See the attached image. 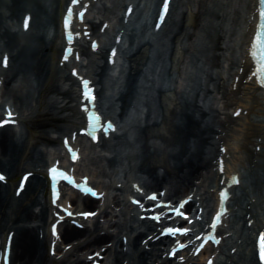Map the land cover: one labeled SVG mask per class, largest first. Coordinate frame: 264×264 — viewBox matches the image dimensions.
I'll return each instance as SVG.
<instances>
[{
  "label": "bare ground",
  "instance_id": "1",
  "mask_svg": "<svg viewBox=\"0 0 264 264\" xmlns=\"http://www.w3.org/2000/svg\"><path fill=\"white\" fill-rule=\"evenodd\" d=\"M151 1L148 0L147 3L149 4ZM66 2L67 0H4L1 4L3 7L0 5V51L6 53L5 55L10 58L11 64L8 71L4 72L6 76H2V84L4 89L16 81L20 84L18 88H15V86L9 88L7 94H5L9 96L14 106L21 112L25 109L29 110L28 107L34 102L30 113L27 116H24L23 113L21 115L20 122L24 124L23 131L21 130L19 133L12 128H2L0 130V170L8 174L7 186L0 184V240L5 239L9 234L12 235L10 264H88L84 256L85 252L91 250L90 254H93L97 249L109 246V242L115 245L106 247L103 254L111 256L109 264H122L125 261H127V264H177L176 261L163 259L164 253L161 248L167 243V239L157 240L154 244H149V247L143 246L142 241L146 239L147 232L151 231L153 225L148 222L143 221L141 223L133 220H131V223H125V225L119 224V233L122 234L120 240L117 239L118 236L115 232L110 233L106 226H100L97 222L92 224V228L86 227L84 230L65 223L60 226L61 245L57 248L59 252L66 250V256L59 259L48 255L49 248H47V244L50 238H48L46 227L50 199L48 190H46L47 192H45L43 198L39 196L47 183L46 176L40 169L50 161L49 148L60 145L52 133L59 136L66 132L69 133L80 121V112L77 110V106L74 105L78 100L77 90H75L76 81L69 76L65 77L64 81L71 82L68 89L62 88L57 81L58 75L61 73L58 67L60 65L58 56L61 44L59 19L60 12ZM174 3L168 24L169 28L162 31L161 34L162 48L158 54L157 65L162 69L155 70L154 75L156 76L164 73V66L161 65L164 62L163 51L169 42L172 49L170 53L172 65L177 69L179 68L181 59L182 62L184 60L179 46L183 39L181 35L184 32V27L191 24L195 25V21L199 18L188 5L186 11L179 12L181 3H185V1L176 0ZM254 4V0H210L206 8L203 7V10L199 12V15L210 18L212 22L219 21L217 25L216 22L207 24L206 28L208 29L204 28L203 42L207 41L211 44L210 49L215 52L213 62L210 63L206 59L204 63L209 62L207 64L218 69L222 65L218 77L213 81L216 80L218 83L217 93H221L223 101L220 103L223 104V109H226V111L231 109L233 115L239 108L243 112L247 110L248 115H251L247 116L248 126L246 127L245 136L242 138V146L240 148L236 147L234 150L236 153L244 151L245 157L242 156L244 160L240 161V168L245 170L246 179L250 182L249 189L260 199L254 212L248 210L247 206L254 195L250 196L249 194L248 196L245 194V190L242 189L240 193L244 195V199L248 200V203L242 206V204H239L240 199H237L233 205L239 204V208L234 215V222L243 220L245 226L253 217L255 222L251 228L257 231L261 229L259 219L264 211V107L256 88L247 79V74L242 78V81L246 79V82H242L241 85L246 83L249 86L239 87L237 93L233 94L230 91L232 86L227 83L228 78L235 77L234 74L238 73L239 70L248 71V62L244 56H246L245 45H247L252 28L251 17ZM220 6L222 9L218 12ZM25 12L35 14L36 32H33V35L22 41L19 40L18 35L13 33L10 24ZM177 16L181 17V20L177 21ZM180 23L181 25H179ZM48 29L54 30L55 35L52 38L47 36L49 34ZM96 29L97 27L93 31L97 32ZM173 33L175 34L171 39ZM136 42L137 39H133L124 56L127 62V72L123 77L120 89L117 91L116 100L112 103L116 105L119 102L124 107L121 108L122 110L117 116L120 123L125 119L127 110L133 107L136 95L143 93V90H137L135 84L137 77L141 76L145 63L148 61L147 48L145 45L135 47ZM202 46H197L199 55L209 51V48L205 45V49ZM82 51L84 55L88 54L86 48H83ZM102 59L103 54L99 53L95 57V61H92V63H95V70L94 68L90 69L93 67L91 65L86 67L90 76H93V79L95 78V81H97L95 84L99 86V98H102L105 90H107L105 65L100 64ZM207 67L208 65L205 66V68ZM201 71H197L196 79L201 76L198 75ZM167 76L170 77V74L167 73ZM189 82L188 79L187 84ZM191 82H194V80L192 79ZM122 86L126 90L121 89ZM244 89H247L248 92L246 93L252 103L248 109L236 103L243 97ZM159 92V97L162 98L163 118L161 121H153L154 118L151 116L154 108L153 102L150 99L146 100V106L149 107V110L145 124H138L137 127L136 143L140 142V145L137 147L134 144L126 145L119 139L117 144L110 147L120 149L122 146H130L139 152L136 154L139 160L138 166L130 168L129 172L131 173V170L137 169L140 176L130 175L135 176V179L138 178L134 182L140 185L141 188L158 193L164 190L163 196L167 201L190 197V194L193 193L195 197H200L198 199L200 208L207 210L213 201V194L208 190L219 182L215 178L216 171L213 161L216 155L215 148L219 144L230 145V140L226 137L227 131H224L226 126H230L228 123L233 125L235 122L244 121L245 119L238 118L241 120H234L232 115L229 116V112H226L224 121L227 123H222L221 116H219V110H222L221 107H219V110L217 108L216 112L218 114H211L210 111H206L197 104L192 103L190 109L186 108L184 110L181 104L178 103L176 91ZM239 94L241 97H239ZM234 104L235 108L233 110ZM21 112L19 111V113ZM65 112L68 113L64 114ZM45 119L55 121L50 125L52 130L50 133L39 131L41 127L48 124ZM158 139L162 141L163 146L155 142ZM231 140L236 142V140H239V136H231ZM41 144L45 146L42 147ZM257 146L262 149V152L257 151ZM105 147H108V145L105 144ZM159 150L161 154H164V157L159 156ZM257 159H260V162ZM114 164L113 161L109 173L106 170L101 172L92 170V173L98 178H101V173L105 177H115L118 170H116L117 167ZM233 169L237 173L240 172L236 168ZM31 171H33V177L25 187L24 193L20 197H14L17 189H15L17 176L23 172L29 173ZM129 172L125 173V177L120 178L119 181L124 182L127 179L126 174H129ZM200 180L202 183L199 182ZM98 183L100 185L102 183V187L106 189L110 188L101 180ZM124 191H130V189L125 187ZM193 195H191L192 199H194ZM114 199L117 206L123 204V200H117L116 197ZM145 200L142 195V201ZM75 201L73 199V204L76 203ZM97 203L89 197H84L81 205L82 207L91 208L93 212L97 208ZM193 205L194 203H191L188 208ZM75 206L78 207L77 204ZM242 208L247 210L244 214ZM123 211L124 215L128 217L129 213ZM103 213L110 212L104 209L101 214ZM250 213L253 214L251 218L245 220L244 216L250 215ZM241 228L246 229L243 225ZM252 229L248 230L247 234L237 231V238L243 240V245L232 257L233 264H257L256 257L252 252L250 237ZM124 236L127 237L129 244V252L125 253L122 251L124 247L122 238ZM238 240H232L228 253H226L227 249L222 247L221 255L229 258L230 251L235 247L238 248ZM118 244H120L121 250H118ZM66 246H69V249H66ZM206 255L203 252L200 259H189L188 261L186 258L184 264H198L199 260ZM228 258L225 259L226 263Z\"/></svg>",
  "mask_w": 264,
  "mask_h": 264
},
{
  "label": "rangeland",
  "instance_id": "2",
  "mask_svg": "<svg viewBox=\"0 0 264 264\" xmlns=\"http://www.w3.org/2000/svg\"><path fill=\"white\" fill-rule=\"evenodd\" d=\"M210 0H196V1H194V2H189V6H192V8H194V11L197 13V14H199V12L200 11H202L203 10V7L204 8H206V5H207V3L209 2ZM213 1V0H212ZM203 17V16H202ZM202 19H204V21H201V26H199L200 28H199V30L196 32L197 34H196V37L193 39V42H192V46L191 47H189V49H188V55H193V52H195L196 51V48H195V45H193V43L194 44H197V43H199V42H201L202 41V39H204V28H206V26H204V25H206V24H208L209 23V21L208 20H210V19H208V18H206V17H203ZM35 20H36V17H35ZM35 26V25H34ZM206 29H208V28H206ZM185 45H188V42L185 44ZM211 63V62H210ZM209 73H210V75H212L213 73H215L216 74V76L218 75V72L220 71V69H218V68H216V67H213V66H211L210 65V67H209ZM205 84H206V86L205 87H209L210 85H211V87L210 88H213V85H215V90L217 91V87H216V82H214V81H212V82H210V80H209V82L205 79ZM13 86H18V84L17 83H11V84H9L8 85V87L5 89V93L7 94V91L9 90V88H11V87H13ZM61 86H62V84H61ZM3 90V89H2ZM216 91H215V93H216ZM4 94V93H3ZM204 94V93H203ZM11 95V94H10ZM208 94L207 93H205L204 95H203V98H202V103H203V105L206 107V111H210L211 112V114L213 113V114H218V112H216V108L218 107V110H219V107H221V109L222 110H220L219 112H220V114H219V116H221V122L222 123H227L226 121H224V117H225V110L223 109L224 107H223V104L222 103H220L221 101H223V99H221V93L220 94H218V93H216V95H213V96H211V97H208L207 96ZM2 96V95H1ZM4 96L5 97H7V98H9V96L8 95H5L4 94ZM50 96H52V95H50ZM216 96H217V98H216ZM239 97H241V95L239 94ZM50 98V97H49ZM48 98V99H49ZM10 99V98H9ZM32 104H34V102L33 103H31V106L30 107H28L29 108V110H26L25 109V112H27V114L28 113H30V109H32L31 107H33L32 106ZM70 105H72V104H70ZM230 112V111H229ZM66 113H68V112H65L64 114H66ZM229 116H230V114H229ZM46 120V122H48V124H46V126L45 127H41L40 129H39V131L41 132H48V133H50L52 130H51V127H50V125L53 123V122H55L54 120H50V119H45ZM58 125H59V123H58ZM63 125V124H62ZM227 125V124H226ZM228 125H230V126H226V129L224 130L225 132H226V137H228V139H230L231 138V136H236V135H238L239 133H241V131H243L244 130V128H246L247 126H248V121H245V122H241V121H238V122H235V124H229L228 123ZM60 126V125H59ZM135 130V129H134ZM244 132V131H243ZM240 136H242V135H240ZM158 142H160V144H162L161 142L162 141H160V140H157V143ZM163 145V144H162ZM41 146L43 147V146H45V145H43V144H41ZM40 146V147H41ZM218 147L216 146V148H215V151H216V153H217V149ZM235 156L236 157H238L239 159L237 160V162L236 163H238L239 165H240V161L241 160H244V158L242 157V156H244L245 157V154H244V151L242 150V151H238L236 154H235ZM88 160H87V163H86V165H87V167L88 168H92L94 171H97V172H101V171H104V170H106V172H109L110 170H111V165H112V162L113 161H111V160H109L107 157H105L104 156V154L103 153H99L98 151L97 152H91V154H89L88 155ZM239 161V162H238ZM99 180H101V182L102 181H104V182H106V181H108V177H105V175H102V173H101V178H98ZM113 195V194H112ZM114 198V196H112V198L110 197V201H112V200H114L113 199ZM115 214H120V213H118V212H115ZM115 221H120V219H121V216L120 217H118V218H113ZM94 222H97V219L96 220H94ZM94 222H92V224H94ZM102 222H104V220L102 219ZM120 236L121 235H119L118 236V239L120 238Z\"/></svg>",
  "mask_w": 264,
  "mask_h": 264
},
{
  "label": "snow or ice",
  "instance_id": "3",
  "mask_svg": "<svg viewBox=\"0 0 264 264\" xmlns=\"http://www.w3.org/2000/svg\"><path fill=\"white\" fill-rule=\"evenodd\" d=\"M261 3L264 4V0H261ZM167 11H168V0H165L164 5H163L164 14H166ZM81 15H83V14H81ZM261 15L264 16V8L261 9ZM161 20H163V16L161 17ZM25 27L26 28L28 27L27 21L25 22ZM262 28H264V26H262ZM257 45L259 47H261L262 49H264V31H262L261 34L257 37ZM4 63H5V65H7V57L5 58ZM261 71L264 72V65H261ZM262 83H264V80H262ZM84 86L86 89L88 88V81L84 82ZM89 95H90V92L85 93L86 97ZM92 99L94 100V97H92ZM9 116H11L10 111H9ZM52 171H53V173H55L56 169H53ZM61 175H63V173H61ZM2 179H4V176H3V174H0V180H2ZM224 195H227V194L225 193ZM177 212L179 213V209H177ZM84 215H89V213H85ZM156 219H159V217L157 216ZM217 219H219V217H217ZM167 231L169 234L175 235L176 233H180V232L186 233L189 231V229H187V228H175V229L169 228ZM262 247H264V238H262Z\"/></svg>",
  "mask_w": 264,
  "mask_h": 264
}]
</instances>
